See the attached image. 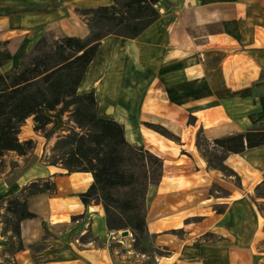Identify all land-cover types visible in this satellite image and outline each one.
Returning a JSON list of instances; mask_svg holds the SVG:
<instances>
[{
  "label": "crops",
  "instance_id": "crops-1",
  "mask_svg": "<svg viewBox=\"0 0 264 264\" xmlns=\"http://www.w3.org/2000/svg\"><path fill=\"white\" fill-rule=\"evenodd\" d=\"M111 3L0 0V73L17 69L43 37H88L78 10ZM158 8L161 18L139 37L103 39L78 92L94 91L100 117L116 120L131 144L164 159L163 179L149 191L156 189L147 217L156 247L169 253L158 256L157 264H260L262 217L248 196L264 176L256 167L264 164V145L228 157L244 185L238 187L236 177L208 168L196 139L200 127L213 139L264 126V0H161ZM190 116L197 118L195 125H188ZM144 122L164 125L182 142ZM32 134L26 140L36 142L35 151L49 149L52 138L36 132L34 122ZM33 157L0 178V202L36 178L52 177L57 187L29 197L35 217L21 223L25 248L16 254L17 263L114 264L109 242L118 233L109 231L101 203L85 205L81 199L92 174H69ZM214 184L228 196L210 195ZM218 205L224 213L214 210ZM1 231L0 222V263L6 246ZM86 231L101 245H78L75 238Z\"/></svg>",
  "mask_w": 264,
  "mask_h": 264
},
{
  "label": "trees",
  "instance_id": "trees-1",
  "mask_svg": "<svg viewBox=\"0 0 264 264\" xmlns=\"http://www.w3.org/2000/svg\"><path fill=\"white\" fill-rule=\"evenodd\" d=\"M160 1L112 0L110 5L81 8L78 11L86 18L90 29L88 37H64L50 39V42L43 37L22 57L17 69L0 73V175L6 172L8 154L28 156L35 149L34 140L20 137L28 119H33L36 132L50 139L54 129L48 131V127L56 124L51 114H69L76 128L60 137L54 150H62V155L46 164L62 165L69 174H92L93 183L81 194V199L85 205H103L109 231L130 229L134 235L149 231L147 196L150 188L158 187L163 179L164 161L144 146L131 144L122 124L100 117L94 91L79 93L78 89L103 39L110 35L139 37L161 18ZM196 123L197 118L190 116L188 125ZM144 125L181 143L180 136L160 123L144 122ZM262 145L264 126L211 141L201 127L196 139V147L209 169L238 180L237 173L226 163L228 157ZM183 154L191 156L186 151ZM15 167H18L16 161L10 169ZM56 190L52 177L36 178L2 201L1 234L9 240L7 251L12 261L15 262L16 254L25 248L22 221L35 217L28 206L29 197ZM210 195H213L212 190ZM224 210L225 207H221L217 212ZM87 236H82L80 241L86 243Z\"/></svg>",
  "mask_w": 264,
  "mask_h": 264
},
{
  "label": "rangeland",
  "instance_id": "rangeland-1",
  "mask_svg": "<svg viewBox=\"0 0 264 264\" xmlns=\"http://www.w3.org/2000/svg\"><path fill=\"white\" fill-rule=\"evenodd\" d=\"M47 40L50 42V38H48ZM56 115H57L58 118H55V119L53 118L56 121V124L54 123V124H52V125H50L48 127V131H52L54 129V134L52 135L53 137H51L52 138V143H51V146H49V149H48L47 146H45V149H44L43 153H41V149L40 148L37 149V151H35V149H34L28 155V157L21 158V159L17 157L16 153L8 154L6 156V158H5L6 159V163H7V169H6L5 173H9V172H11L14 169V168L10 169V165L14 161H16L18 163V166H20V165L25 164L33 156L38 155V156H40V162L46 164V163L52 162L53 160H57L59 158V156L62 155V150H54V147H55L57 141L60 139V137H62L63 135L68 134L69 130L76 128V125H75V123L73 121L70 120L69 114H65V115L56 114ZM32 129H33V119L30 118V119H28L26 121L25 125L22 128L23 134L21 135V139L22 140H24V139L26 140L27 138L32 136L33 135L32 134ZM77 130H79V129H77ZM42 135H44V134H42ZM35 140L38 141V138L35 137ZM41 141L43 143L44 139L41 140ZM210 141H211V139H210ZM181 142H182V139H181ZM46 150H49V151L46 152ZM189 157H191V156H189ZM163 161H164V159H163ZM164 165H165V163H164ZM256 167H260V169L264 171V164H260V166H259V164H257ZM163 174H164V170H163ZM225 176L229 177L227 175H225ZM233 177H235V176H233ZM0 178H3V176L0 175ZM235 182H236V185L238 187H244V185H242V181H241L240 178H239V180L235 178ZM262 182H264V176H263V179L261 180V182L258 185H260ZM256 187H255V189H253L252 194H249L248 198L254 204V206L256 207V210L260 213V216L262 217L263 227L261 229L260 234L261 233H263V234H262L261 238H259V240H258V252H257V249H256V258L258 257L257 259H258V261H260V264H264V208H263V206H264V183H262L259 186V190L257 192H256ZM217 188H222V187L214 184L212 189H211L213 191V196L216 195V194L218 196L219 195L220 196H224V197L228 196V194H229L228 191H226L223 188H222L223 189L222 191H217L216 190ZM211 190H210V192H211ZM155 191H156V189L153 188L151 190V193H149L148 201H147V207H148V205H149V207L152 206L153 203L155 202ZM1 207H2V202H0V208ZM221 207H225V206H221V205L214 206V210L217 212V209H219ZM1 212H4V210H1ZM224 212H225V210H224ZM147 217H148V214H147ZM148 229H149V231L146 232L145 234H142V235L141 234L134 235L130 229H127V230L130 231V235L128 237H124V238L121 237L120 233H119V232H122L123 230H121V231H112V232H117L118 233L117 235L114 236L115 239H111V241L109 242V249L112 252V258H113L114 264H157L158 256L169 254L167 251L158 249L156 247L155 242H154V237L155 236H154V234L153 235L150 234L151 233V229H152L150 227V223L148 224ZM86 234L89 235V236H87L86 243L92 241L93 240L92 233L86 231L83 234V236L86 235ZM81 237L82 236H80V237L78 236V237L75 238L76 243L78 245H80V246H81V244H83L80 241ZM4 238H5L4 242H6V246H4L2 248V252L1 253L4 256H5V253H6L7 257H3L2 258L3 264H18L16 260H15V262L11 260L10 255H9L10 253L7 251V249H8V241L9 240L6 237H4ZM95 243H96V245H101V243H99L98 240L95 241Z\"/></svg>",
  "mask_w": 264,
  "mask_h": 264
},
{
  "label": "water",
  "instance_id": "water-1",
  "mask_svg": "<svg viewBox=\"0 0 264 264\" xmlns=\"http://www.w3.org/2000/svg\"><path fill=\"white\" fill-rule=\"evenodd\" d=\"M130 235V231L129 230H123L121 233H120V236L121 237H128Z\"/></svg>",
  "mask_w": 264,
  "mask_h": 264
},
{
  "label": "bare ground",
  "instance_id": "bare-ground-1",
  "mask_svg": "<svg viewBox=\"0 0 264 264\" xmlns=\"http://www.w3.org/2000/svg\"><path fill=\"white\" fill-rule=\"evenodd\" d=\"M153 213H155V207L152 208V212H151V214H150V218H151L152 220L155 219V215H154ZM95 232H96V233H97V232L101 233L98 229H96Z\"/></svg>",
  "mask_w": 264,
  "mask_h": 264
}]
</instances>
